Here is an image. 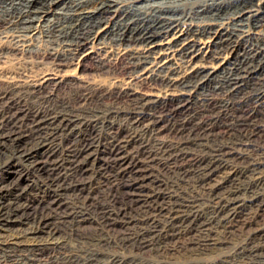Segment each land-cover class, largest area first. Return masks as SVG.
<instances>
[{
	"label": "bare ground",
	"instance_id": "obj_1",
	"mask_svg": "<svg viewBox=\"0 0 264 264\" xmlns=\"http://www.w3.org/2000/svg\"><path fill=\"white\" fill-rule=\"evenodd\" d=\"M55 6L61 12L50 19ZM40 42L50 46L42 50ZM14 59L20 65H9ZM89 61L96 65L87 68ZM49 87L92 95L71 99L78 109L61 99L60 107L28 112L25 131L4 133L16 119L9 113L17 106L12 94L36 96ZM205 91L234 100L233 106L245 98L255 107L240 120L241 131L205 128L177 142L173 156L192 161L201 193L152 179L153 158L130 155L126 148L135 135L124 140L121 127L107 136L103 151L84 137L71 140L81 128L112 130L114 121L157 137L163 131L157 109L181 112ZM104 98L110 106H103ZM120 102L126 108L112 105ZM0 109V145L13 143L4 167L55 173L68 166L86 175L105 153L117 176L127 177L109 195L115 202L119 195L122 204L116 211L102 207L98 218L67 201L65 189H54L57 178L35 186L46 201L44 211L32 215L26 213L32 188L5 189L1 181L0 264H41L44 255L53 264H140L131 253L111 251L116 247L149 249L155 264H177L178 256L223 250L240 236L220 264H264V191L256 190L264 185V0H0ZM60 132L69 143L61 152L51 144ZM259 137L254 158L248 142ZM190 148L208 156L190 160ZM59 153L65 157L46 161ZM228 160L245 167L229 169ZM72 191L79 199L84 188ZM85 222L93 228L79 233ZM114 227L122 231L112 239L106 233Z\"/></svg>",
	"mask_w": 264,
	"mask_h": 264
},
{
	"label": "rangeland",
	"instance_id": "obj_2",
	"mask_svg": "<svg viewBox=\"0 0 264 264\" xmlns=\"http://www.w3.org/2000/svg\"><path fill=\"white\" fill-rule=\"evenodd\" d=\"M60 7L61 6H55L51 9V12L49 14L50 19L52 15H54V13L61 12ZM38 46L41 47L40 49L43 50L50 45L47 42H40L38 43ZM12 61L13 62L9 63V65L11 66H18V64L21 63V61L17 60L16 62L17 64H16L15 63L16 59ZM95 65H96V61H89L87 62L86 67L92 68ZM77 94L83 96L92 95L89 94V91H82V90L76 91L71 89H63L60 91H54L52 87L47 88L43 93H41V95L40 94L36 96L33 95L34 97L24 92L13 93L10 99H12V101L15 103V106L16 105L17 106L16 109L10 111L9 113L10 115H15L16 119H14L12 123L4 127L5 129L4 133L10 131V129L16 131L20 130L19 132L25 131L26 129L24 127V123L22 119H24V117L28 114V112H32L34 110L35 111L41 110L44 108L50 109V108L60 107L59 105L60 103L58 102L61 99H64L65 102H70L69 104L71 105L70 107L72 109L73 108L78 109L80 107L79 104L71 103V101L75 96H77ZM196 99H197L195 100L196 103L193 101L188 109L183 110L181 112L173 113L170 107H163L157 109L155 111L154 116L156 117V119L160 120L161 128H163L162 133L158 134L157 137L156 136L151 137L152 135L149 134H145L146 135L145 136L141 130L142 129L141 127H138L139 129L135 127L126 129L120 123V121H114L115 125L112 130H109L108 128L102 126L101 124H98L99 126L95 125L94 127L81 128V131H79L80 133L77 134L78 133L77 132L76 133L77 135L71 137V140H74L75 138L84 137L86 140L93 142L95 146L98 145L99 150L103 151L104 150L103 147L106 144L105 139L107 138V136L108 135L112 136L114 133L118 131V129L121 130L122 128L123 132L121 133V138H123L124 140H126L130 135L132 136L135 135L134 140L131 141L130 145L126 148V151L130 153V155L138 156L142 159H147L148 157L147 153H149L151 155V158H153V161L149 164L150 166L149 175L151 176L152 179L154 180L157 179L160 182H164V183L166 182L168 184L169 183L178 184L179 186L178 192L183 191L184 193H188L190 190H195L197 192H200V190L197 188L198 183L196 177L194 176L196 167L192 164V161H189L188 158L182 160L180 158L177 159L175 158V156H173L175 154H178L176 152L173 153L174 147H176L177 142L184 141L187 138L191 139L196 134L200 135L202 130L205 128L215 129L226 126L229 128H234V130L241 131L242 128L241 126H239L240 120L244 119V117H246V115L254 109L255 105L252 104L251 102H247L245 98H238L239 103L234 105L235 106L234 107L232 105L234 104L233 103L234 100L224 98L223 96L220 95L217 96L208 91H205L201 95L197 96ZM102 101H104L103 106L106 105L110 106V98L108 99L104 98V100L102 99ZM112 105L117 106L118 108H126V103L124 102L123 103L120 102L118 104H112ZM16 113H18V115ZM10 115L8 113L6 114V116H10ZM176 131H178L177 134H175ZM188 132L190 135H188ZM65 137H67V134L65 132L64 133L60 132L56 134L54 136V139L51 141L52 147L54 146V148L58 150L61 149L59 150L61 152L62 149L66 148L69 145V143L68 144L66 143L67 141ZM178 139L180 140L178 141ZM262 139L263 138L260 137L254 138L253 140H250L248 142L251 144V147L254 150L250 152L252 153L251 156L254 158L258 154L255 151L256 149H259V147L261 146ZM159 142L161 143L159 144ZM12 147H13L12 142H7L5 145H0V182L2 181L1 186H3V188L5 189H10L14 185H18L17 187L19 189H23L24 187L32 188V192L30 191L29 194V199H31L30 201L32 202L29 210L26 212L27 214L32 215L43 210V206L45 205V203L43 204V202L46 201V198L41 192L35 190V186L37 184H49V181L52 180V178L55 179L57 178L59 180L53 186L54 189L56 187L65 189V191L62 192V195L65 198H67V201L77 204V206H79L88 214H91L90 216H93L94 218L99 217L98 213L101 211L102 207L105 206L110 210L116 211L119 208V206L122 204V202L118 198L120 197L119 195L116 194L118 199L117 202L111 200L109 198V195L114 194L115 192L114 185L122 182L123 180H127V177L123 178L122 180L121 177L117 176L116 168L110 162V159L105 155V153H102L101 156H99L102 159L101 160L102 162L96 164L90 173L86 175H80L79 173L75 174L71 170V167L68 166L64 167L60 171H56L55 173L50 171L40 170L34 166L33 168L32 166L25 164L23 165L19 164L17 167L12 169L11 167L6 168L3 166L2 163L6 162V159L10 155L11 152L10 150L12 149ZM193 149L194 148L185 150L191 154L192 158L190 157V160L192 159L196 160V159H200L201 157L208 156V153L204 149L201 150L199 148H196L194 149L195 151ZM55 156L56 157L50 158L46 161H49L50 163L53 159L61 160L65 157L63 153L62 154L59 153L58 155ZM44 161L45 160H42L41 162ZM227 163H229L228 165H230L229 169H233L237 171H241V169L245 167V164L233 160L230 161L228 160ZM227 171L228 169L225 170L224 172L226 173ZM224 172L222 171L221 172L222 174H219L218 177L216 178L217 180L215 179L214 181H218V179H220L221 175H223ZM239 178L243 183H246L251 180L247 177L245 178L239 177ZM75 186L78 187V189L84 188V191L79 199L75 198L77 191L74 192L72 191ZM256 190L258 192L264 191V185ZM89 196L91 197V199H93L91 203L86 202L87 200H85V197H89ZM22 202L26 203V201H22ZM94 215H97L98 217H95ZM93 226L94 225L92 222L82 223L79 227V233L89 232L91 231ZM113 229H114L113 231L106 233V236L112 239L115 235H117L122 231V229L119 227H114ZM237 239L231 241L230 243L231 246L227 247L226 249L221 250L220 247L208 248L203 250L200 255L196 254L190 259L186 258L185 256H178L179 258L175 260L179 261V263L177 262V264H185V263L187 264V260L188 261L190 260L189 261L190 264H198V263L220 264L223 255L227 254L229 251L230 252L232 251L234 242L235 244H237L242 239H244V237L240 236L239 238L240 241ZM262 245H263L262 243H257V242L254 244V246H256L257 248L261 247ZM123 250L118 247L111 249V251H115V252L117 251L116 253L120 255L124 254L125 252L129 254L131 253V255H134V257L137 258V260L139 259L140 264H155L157 262V258L152 252L149 251V249H144L139 251L129 248L127 249V251L126 250L123 251ZM44 256L42 257L41 264H53L52 258L50 256L47 255Z\"/></svg>",
	"mask_w": 264,
	"mask_h": 264
}]
</instances>
